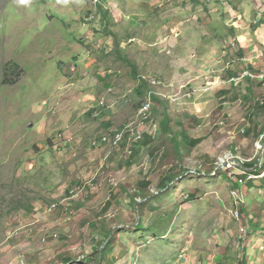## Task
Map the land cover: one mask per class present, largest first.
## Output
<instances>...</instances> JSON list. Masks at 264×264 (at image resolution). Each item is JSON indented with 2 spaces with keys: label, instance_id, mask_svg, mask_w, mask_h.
I'll return each mask as SVG.
<instances>
[{
  "label": "rangeland",
  "instance_id": "rangeland-1",
  "mask_svg": "<svg viewBox=\"0 0 264 264\" xmlns=\"http://www.w3.org/2000/svg\"><path fill=\"white\" fill-rule=\"evenodd\" d=\"M252 47L264 51V0H0V264H264ZM126 57L200 142L153 159L145 136L132 153L92 144L147 95ZM233 157L257 177L216 164Z\"/></svg>",
  "mask_w": 264,
  "mask_h": 264
},
{
  "label": "crops",
  "instance_id": "crops-1",
  "mask_svg": "<svg viewBox=\"0 0 264 264\" xmlns=\"http://www.w3.org/2000/svg\"><path fill=\"white\" fill-rule=\"evenodd\" d=\"M250 49L253 51L252 54H254V55H251V58L249 61H250L251 67H253V69H254L253 71H255L254 72L255 75L264 74V51H260L259 49H258L259 50L258 51V50H256L255 47H252ZM140 76H142V75L140 74ZM246 78H250V75H247ZM258 98L255 99V101H254L255 106H259V105L264 104V101L263 100L259 101L260 98L259 99ZM153 108H154L153 113H155L154 118H156V121L158 123V128L155 131L154 130H151V131L147 130L144 133V136H145L144 140L142 142L140 141L141 143L139 142L142 149H145V146L148 148V150H147L148 155L147 156L151 157L152 159L155 158V154L158 153V150H162L164 148V145H168V144H170V142H171V146L174 147L175 150H177V147L175 146V144H178V148L182 149V148H184L185 145L191 144L189 141L191 138H196V137L191 136L189 129H187V127H185V126L180 127L179 129L178 128L174 129V127L172 126V122H171L172 131L166 132L165 129L162 128L160 125V123L162 122V120L164 118V112L166 111V108L163 105H162V107H160L159 105H155V106H153ZM255 108L257 110L259 109L258 107H255ZM167 110H168V113L170 115L171 120H172V118H175V113H174L173 108L171 109V108L167 107ZM253 117H255V115ZM177 121L179 123L184 122L185 117L182 116V117L178 118L176 120V122ZM256 130L258 132L259 131L261 132L263 130V128L261 125L258 126L255 123L254 128L252 130L249 129L248 131H249V134L251 133L252 135H254ZM158 136L160 138L156 139ZM165 141H166V143H165ZM168 149L169 148H167V150ZM162 151L165 152L164 149ZM162 151H160V152H162ZM109 158H110V161H116V160L118 161L119 160L115 154L107 157V159H109ZM134 160H136L135 154H134V156H130L127 160L124 159V162H122L123 167H122V169H120L122 174L125 170V166L133 164ZM167 174H169V173H167ZM166 175L163 178L164 180L167 179ZM161 182L162 181H160V183ZM141 183L143 184L144 182H141ZM144 200H146V198L140 199L139 201H144Z\"/></svg>",
  "mask_w": 264,
  "mask_h": 264
},
{
  "label": "built area",
  "instance_id": "built-area-1",
  "mask_svg": "<svg viewBox=\"0 0 264 264\" xmlns=\"http://www.w3.org/2000/svg\"><path fill=\"white\" fill-rule=\"evenodd\" d=\"M247 75L253 76V74L250 72ZM152 86H157L160 82L158 80H152L151 82ZM103 104V102L101 103ZM154 105L153 99H152V91L148 92L144 102L140 105L136 112L135 120H132L128 123H126L123 127L116 129L112 132H107L103 134L100 138L94 140L92 142L93 145L100 146L102 144L109 145L112 148H118L122 144L126 146V151L129 153L134 152L133 146L135 143H138L143 138V130L141 127H144L149 121H152V107ZM157 129V126L153 128L155 131ZM245 160H234L233 158H227L226 160H218L216 162L217 165H221L225 167L226 169H234L236 167H239L241 174L245 176L244 178H240L237 180L239 183H246L248 180L255 179L257 176L255 173L250 169H245L243 166L246 165L247 162H244ZM263 165L261 163L260 167ZM231 173V171H230ZM81 192L80 186L74 187L70 190V196L71 198H76L79 196ZM234 193H238V191H234ZM56 208V204H53L50 207V211ZM51 234H57L56 232ZM263 248V247H262Z\"/></svg>",
  "mask_w": 264,
  "mask_h": 264
},
{
  "label": "trees",
  "instance_id": "trees-1",
  "mask_svg": "<svg viewBox=\"0 0 264 264\" xmlns=\"http://www.w3.org/2000/svg\"><path fill=\"white\" fill-rule=\"evenodd\" d=\"M97 7H98V11L100 12L102 18H106L107 17V11L105 10V8L101 5V4H97ZM127 63L129 65L132 66V73L134 75V79L138 80L139 81V84L137 85L136 88H134L135 90V93L139 96H144L145 94H147L148 92H150L151 90L149 89L148 87V83H147V80L145 78H143L142 76H140L139 74V71H138V65L133 62L131 59H129L128 57L124 58ZM248 79V78H247ZM250 91V90H249ZM152 99L154 101V105H158V104H162L165 108H166V111L164 112V118L162 120V122L160 123L161 127L165 129V131H172V128H171V118H170V115L168 113V110H167V105L163 102V100H161L158 96H156L155 94H153L152 92ZM154 112V108L152 107V113ZM190 143L193 144V145H196L198 142H200V140L198 138H191L190 140ZM175 146L177 147V152H179V148H178V144H175ZM192 146V145H191ZM247 164V163H246ZM252 167H254L256 165V163H251L250 164ZM262 167V166H261ZM166 181L164 183V188L163 190L161 191H165L171 184H174L175 180L178 178L175 174H167L166 175ZM149 184V183H148ZM237 184L234 183V186H236ZM159 192L158 194L161 195L162 192ZM164 193V192H163ZM169 194V193H168ZM165 195V194H164ZM188 197L191 198V199H194L196 198V191L194 190V192L192 193H188ZM143 199H145L143 197ZM148 201V198H146V200H144V202H147ZM258 226V225H257ZM111 236V235H110ZM110 236L106 239V241L103 243L105 244L104 246V250L101 251V255H103V252L106 251L110 245H111V241H109L110 239ZM249 253L248 251V246H244L243 247V257H245L247 254ZM73 260H70V259H67L66 262H71ZM245 261V260H244ZM243 262V261H242Z\"/></svg>",
  "mask_w": 264,
  "mask_h": 264
}]
</instances>
